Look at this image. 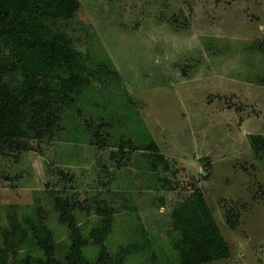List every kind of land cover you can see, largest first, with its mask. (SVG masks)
I'll list each match as a JSON object with an SVG mask.
<instances>
[{"label": "rangeland", "instance_id": "1", "mask_svg": "<svg viewBox=\"0 0 264 264\" xmlns=\"http://www.w3.org/2000/svg\"><path fill=\"white\" fill-rule=\"evenodd\" d=\"M79 1L74 19L54 25L83 55L88 104L72 94L81 114L73 127L0 145V247L11 223L21 224L15 242L28 219L48 226L63 261L70 237L54 210L58 195L89 239L84 260L98 258L89 237L103 229L98 210H107L112 264H180L173 243L188 231L173 227L171 213L197 187L231 249L209 264H264V152L249 142L264 138V0ZM97 41L109 72L91 60ZM1 54L8 60L6 48ZM55 73L64 75L48 79ZM81 121L91 125L90 144ZM138 121L157 145L152 179L129 145L130 122L143 133ZM19 250L15 264L38 253Z\"/></svg>", "mask_w": 264, "mask_h": 264}, {"label": "trees", "instance_id": "2", "mask_svg": "<svg viewBox=\"0 0 264 264\" xmlns=\"http://www.w3.org/2000/svg\"><path fill=\"white\" fill-rule=\"evenodd\" d=\"M80 7L79 0H0L2 147L14 140L41 139L46 134L52 135L56 131L61 134L67 128L73 127L78 121L76 113L81 114L75 101L70 98L72 94L78 95L82 105L88 104L91 82L83 55L72 47L61 28L54 25L56 20L74 19ZM98 43L99 41L93 44L91 60L97 69L106 73L109 72L112 62L106 56L102 58L101 55H96L103 51L97 48ZM2 48L8 50V60L3 59ZM60 69L64 75L55 73L56 81L48 79V75ZM9 76L12 83L6 81ZM83 123L81 121L83 131L89 134L85 140L90 144L94 133L89 131L90 123L87 126ZM129 125L134 130L131 135L134 141L129 142V145L142 152L144 164L141 170L152 179L150 172L155 169L153 162L158 160V156L150 153L156 151L157 145L143 122L138 121V127L143 131L140 134L135 132L138 130L135 129L137 126L134 122ZM249 142L256 153L264 152V138L261 135H249ZM18 147L24 149V146ZM119 148L125 146L120 144ZM147 188H152V184L149 183ZM54 210L59 223L65 226L70 237L69 249L63 261L56 258L53 233L48 226L37 225L26 219L22 223L23 234L15 242L13 237L17 235L21 224L12 222V230L3 234L4 246L0 247V263L5 264L9 251L10 264H15L22 256L19 254L20 247L31 246L38 253L28 264H112L110 254L103 244L105 235L110 230V211L98 210V215L102 216L103 229H99V226L92 229L89 238L93 244L100 245V251L97 259L87 261L82 257V249L89 239L78 226L69 199L57 195L54 198ZM171 220L175 229L188 231L186 236L179 237L173 243L180 264H209L231 256V249L199 188L196 187L173 209ZM228 223L231 228H235L238 222L232 217ZM24 256L31 260L30 254L26 253Z\"/></svg>", "mask_w": 264, "mask_h": 264}]
</instances>
